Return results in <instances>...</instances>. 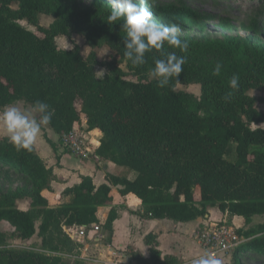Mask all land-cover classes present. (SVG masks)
Returning a JSON list of instances; mask_svg holds the SVG:
<instances>
[{
    "label": "trees",
    "instance_id": "1",
    "mask_svg": "<svg viewBox=\"0 0 264 264\" xmlns=\"http://www.w3.org/2000/svg\"><path fill=\"white\" fill-rule=\"evenodd\" d=\"M147 7L158 17L200 30L216 19L182 0ZM110 10V0L89 5L82 0H0V110L19 101L33 107L35 101H43L54 110L47 126L60 136L85 116L89 129L102 132L97 155L136 173L134 179L107 173L108 183L99 186L83 176L79 184L63 191L70 201L52 206V167L35 144L30 152L17 151L6 136L1 137L0 169L21 176L23 185L0 190V221L14 227L16 238L28 240L38 234L46 252L8 247L0 232V264H68L60 253H74L82 243L67 228L99 223L113 234L117 209L112 206L104 222L98 215L113 201L112 186H119L121 195L134 194L145 207L141 215L155 219L189 222L205 217L211 207L243 217L245 225L264 216V127H254L264 123V110L258 106L264 96L250 94L264 90L260 22L243 24L244 34H231L234 20L220 17L223 36L179 35L189 42L186 53L165 44L162 50L146 53V63L136 67L124 56L120 22L106 20ZM42 15L53 17L50 25L41 23ZM74 33L91 48L88 56L77 43L73 48L57 44L58 36L71 38ZM101 47L115 56L99 60ZM162 51L186 57L183 72L165 88L149 76L154 60L164 58ZM123 62L128 71L121 67ZM217 62L223 68L220 76H213ZM98 65L106 69L103 76L96 73ZM233 73L239 74L235 90L229 87ZM178 83L200 84V97L176 90ZM228 92L233 95L226 103L223 97ZM47 141L54 147L51 139ZM25 198L30 199L26 210L17 205ZM238 232L249 239L233 253L234 264H242L240 256L247 252L264 256V222ZM144 240L149 261L129 252L137 264H181L173 255L161 258L156 235L150 233Z\"/></svg>",
    "mask_w": 264,
    "mask_h": 264
},
{
    "label": "crops",
    "instance_id": "2",
    "mask_svg": "<svg viewBox=\"0 0 264 264\" xmlns=\"http://www.w3.org/2000/svg\"><path fill=\"white\" fill-rule=\"evenodd\" d=\"M262 125L264 123L256 126ZM96 130L101 139L102 132L99 129ZM52 141L54 142L55 140ZM34 144L47 166L52 167L55 175V179L52 182L54 191L50 195L52 206H56L53 205V202H57V205H59L70 201V196L64 195L63 191L68 187L79 184L83 176L92 177L94 184L99 186L103 183H108L106 178L107 173L123 175L121 172L124 170L117 168L116 164L110 160L100 157H93L91 159L77 157L66 150L63 145L55 143L53 147L41 134L38 135ZM135 176L131 177L129 175L128 177L134 179ZM119 189V186H112L113 201L111 205L117 209L118 218L113 225L114 232L111 243L126 250L133 246L134 251L141 254L148 261L150 256L149 246L145 243L144 239L150 233L156 235L158 249L161 251V258H164L166 255H173L181 260V264H192L194 258L204 254V251L201 254L197 250L194 239L196 240V233L204 227L206 222L230 218V221L235 223L237 220L243 218L239 216L231 217L227 213L224 214L219 210L216 211L217 207H211L209 214L205 217H200L189 222H176L179 223L177 224L178 226L173 227L169 225L168 221L170 219H155L149 216H142L141 214L145 211V207L142 205L141 200L134 194L121 195ZM17 205L19 208L26 210L30 207V199H18ZM111 205L100 208L98 215L102 222L107 218L108 211L112 207ZM212 212H217L219 218H213ZM122 216L126 217L125 220L122 219ZM139 234L140 238H138ZM95 238L93 233H89L83 242L84 253L90 249L92 243L96 246ZM86 247L88 248L87 251L85 250ZM223 260L228 261V258H222L220 262H223Z\"/></svg>",
    "mask_w": 264,
    "mask_h": 264
},
{
    "label": "rangeland",
    "instance_id": "3",
    "mask_svg": "<svg viewBox=\"0 0 264 264\" xmlns=\"http://www.w3.org/2000/svg\"><path fill=\"white\" fill-rule=\"evenodd\" d=\"M85 4H91L93 0H82ZM161 2V3H178L181 0H146V7L148 3L153 2ZM185 1L188 5H190L192 8L212 14L216 17L215 21H212L209 23L207 28L205 30H200L198 28L190 27L185 24H180L181 26V33L180 36H196V37H221L226 33L224 31L219 23L218 18L220 17H230L234 20L235 29L232 30L231 34H244L245 30L242 28L243 24H251L253 21H259L260 27H259V35L264 40V2L261 0H182ZM14 8H17L18 6L15 4L13 5ZM150 10V9H149ZM151 11V10H150ZM152 12V11H151ZM153 13V12H152ZM153 19L156 20L158 23H164V24H170V23H176L171 22L165 17H158L153 13ZM40 21L44 26L50 25V23L53 21V17L48 15H42L40 17ZM20 23L26 26L27 28H31L32 30L36 31L37 33L41 34L37 29L28 24L26 20H20ZM57 44L61 48H73L74 45L77 43L81 46V51L84 56H88L91 48L85 43V39L82 35L74 33L71 38L60 35L56 38ZM97 54L99 60H110L112 59L115 54L108 49L107 47H101L97 49ZM121 67L123 70L128 71L126 67V63H121ZM96 73L99 76H103L106 73V69L102 65H98L96 67ZM150 78L151 75H149ZM129 79L136 80L135 77L129 75ZM176 90H183L188 91L196 95L197 97H200L201 95V88L200 84H184V83H178L175 87ZM250 94L255 96H264V90L258 91V90H251ZM17 107H20L23 111H30L33 109V106L30 104H27L23 101L16 102L13 104ZM258 106L260 109L264 110V101L258 102ZM2 111V110H0ZM35 115V113H33ZM256 125H254L255 127ZM264 127V125H262ZM42 135L43 138L55 140L54 142L57 145H62L61 136L56 134L52 128L49 126H42L41 131L39 135ZM6 136V133L0 125V138ZM233 158V156H231ZM117 168H121L124 171L121 172L125 176H135V171L128 167H122L119 165H115ZM23 185V178L19 175H15L11 172H6L5 169H0V190L1 191H8L13 190L17 188L18 186ZM195 203L200 204V199L198 197V192L195 193ZM57 202H53V205H57ZM110 206V205H109ZM112 206V205H111ZM218 211V209H215ZM213 218H219V214L217 212H212ZM241 217V216H239ZM125 216H122V219L125 220ZM221 220V219H220ZM228 222L231 223L230 218L226 219ZM169 225L175 227L178 226L175 221L169 220ZM264 222V216H257L253 219L252 223L249 225H245L244 219H239L235 223L237 226H240V228L248 229L250 227H257L259 224ZM0 232H3L6 237V242L8 247L16 248V249H22V248H29L34 249L37 251L46 252V250L42 247V238L38 236V234H35L31 239L23 240L16 238L14 235V227L10 225L7 221H0ZM104 233L106 235L105 242L111 243L113 241V234L108 232L107 230H104ZM138 238H140V234L138 235ZM195 245L197 250L202 254L203 250L201 249L200 245L197 243V241L194 239ZM84 244H81L80 248H77L74 253H66L62 252L60 253L63 259L68 262V264H101L98 262L97 258L101 251L105 253V250L102 248H98L94 246V244H91L90 249L84 253L83 251ZM130 250H134V247L131 246L129 249H127V252H130ZM241 263L242 264H264V256L260 255L255 252H247L240 256ZM228 261L223 260L221 264H234V260L232 259V256H228ZM97 260V261H96Z\"/></svg>",
    "mask_w": 264,
    "mask_h": 264
},
{
    "label": "clouds",
    "instance_id": "4",
    "mask_svg": "<svg viewBox=\"0 0 264 264\" xmlns=\"http://www.w3.org/2000/svg\"><path fill=\"white\" fill-rule=\"evenodd\" d=\"M111 10L107 16L109 24L120 22L125 35L123 36L124 56L133 66L139 67L146 63V53L153 49L162 50L164 45L178 48L187 52L189 42L181 40L179 34L182 29L178 23H158L153 19V13L146 7V0H110ZM163 59H155L151 69V77L156 79L157 86L165 88L171 79L178 78L186 63L185 56H178L175 52H164ZM223 65L217 62L212 68L213 76H220ZM239 74L233 73L229 79V87L238 89ZM233 93L228 92L223 97L227 103ZM35 113V115H33ZM54 110L40 100L35 101L30 111H23L15 105L5 106L0 111V125H2L8 143L17 151H32L33 145L42 126L50 124ZM192 264H221L211 253H205L192 260Z\"/></svg>",
    "mask_w": 264,
    "mask_h": 264
},
{
    "label": "built area",
    "instance_id": "5",
    "mask_svg": "<svg viewBox=\"0 0 264 264\" xmlns=\"http://www.w3.org/2000/svg\"><path fill=\"white\" fill-rule=\"evenodd\" d=\"M96 129H89L87 118L82 116L81 120L69 132L61 136L62 145L77 157L83 159L97 158L99 156L96 152L101 139ZM239 228L240 226L230 223L226 219L208 221L196 233L195 237L204 254L211 253L220 260L232 256L241 244L248 241L249 238L238 232ZM66 231L74 240L82 244L89 233H93L96 237V246L105 250V253L101 251L97 258L101 264H137L126 249L105 242L106 235L99 223L80 225L72 229L67 228ZM85 250L87 251L88 248L86 247Z\"/></svg>",
    "mask_w": 264,
    "mask_h": 264
}]
</instances>
